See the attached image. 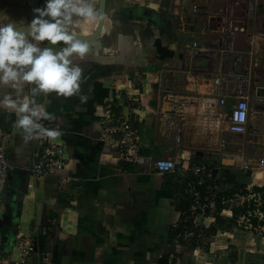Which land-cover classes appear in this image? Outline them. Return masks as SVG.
Here are the masks:
<instances>
[{
    "label": "crops",
    "instance_id": "obj_1",
    "mask_svg": "<svg viewBox=\"0 0 264 264\" xmlns=\"http://www.w3.org/2000/svg\"><path fill=\"white\" fill-rule=\"evenodd\" d=\"M93 2L98 9L99 0ZM39 4L0 0V24L29 25ZM225 4H217L215 13ZM242 8L235 12L233 27L243 30L228 38L234 51L215 60L193 47L208 35L211 40L201 42L202 48L226 39L215 21L211 33L198 35L187 28L183 12L171 0H108L101 35L87 42L89 51L73 61L83 70L80 95L86 100L55 93L37 97L55 116L43 121H54L62 133L49 138L66 149L67 165L58 175H32L39 139L25 142L14 127L13 110L0 103V133L10 136L11 170L0 225V256L7 264H159L165 247L169 264H264V237L230 223L233 210L220 212L222 225L215 215L217 195L234 187L226 181L229 175L246 190L264 187V168L255 174L243 168L247 160L255 165L264 159V96L256 93L264 88V13L260 10L252 19ZM79 23L73 31L81 36L92 35L98 26V21ZM158 43L174 56L161 58ZM219 72L231 82L229 95L241 79L248 88L255 81L248 131L239 136L242 152L229 151L231 142L224 136L238 135L217 123L220 94L213 79ZM8 94L14 96V90L0 87V101ZM131 97L143 100L133 118V156L118 140L105 145L100 129L106 107L112 103L118 114L127 115ZM231 101L229 96L225 108ZM182 155L186 166L193 157L213 166L218 188L211 182L204 200L198 187L205 184L198 179L153 168L158 159L180 161ZM136 156L145 161L138 163ZM260 175L263 180L255 181ZM190 200L192 221L185 220L184 230L173 233L182 223L177 208ZM50 224L57 227L56 234L41 235L22 263L17 240Z\"/></svg>",
    "mask_w": 264,
    "mask_h": 264
},
{
    "label": "built area",
    "instance_id": "obj_2",
    "mask_svg": "<svg viewBox=\"0 0 264 264\" xmlns=\"http://www.w3.org/2000/svg\"><path fill=\"white\" fill-rule=\"evenodd\" d=\"M226 4L221 7L211 18L219 26L216 31H220L225 38H221L215 43L214 48H202L201 44L197 41L193 42V47L199 49L201 53L209 56L212 59H218L221 56H227L230 52L234 51L232 43H229L228 38H234L237 30H243V28L233 27L235 23L234 15L240 11L243 12L242 6L247 7L244 12H248L250 18H254L256 13L260 10L264 13V2L261 0H222ZM46 0H40L38 7H43ZM194 11H198V4L195 3L192 6ZM255 10V11H254ZM236 12V13H235ZM241 12V13H242ZM214 83L218 88L219 110L217 117L219 125L224 124L226 132L231 135L242 136L248 131V120L250 114V103L248 96V81L241 79L233 86L232 95L227 93V89L230 86V81L225 78L222 72H219V76L214 77ZM260 89L257 88V95ZM229 96L233 99L227 108V100ZM141 97V95H140ZM143 106V100L140 98L131 97L128 99L127 108L129 112L127 115L118 114L115 110L114 104H109L103 114V120L101 122V139L105 145L119 141L122 147L127 150L129 156L135 154V131L133 130V118L134 113L137 110H141ZM46 128L58 129L60 127L54 121H42ZM9 141L10 136L6 133H0V225L3 220L5 205H6V190L9 183V173L11 170V163L9 159ZM226 144H222V147ZM66 149L63 145H57L49 142V138H40L38 140V149L34 157L33 167L31 169L32 175L35 177H47L50 175H58L67 165ZM242 152V149L240 150ZM138 163L145 161L143 156H136ZM184 156H181L180 161L172 159H158L153 163V168L162 173L177 172L180 177L185 178L192 176L198 179L200 184H206L207 182L214 183L215 186V172L213 166L204 160H200L197 157L190 159L191 163L187 166L183 163ZM171 164L170 168L162 170L158 163ZM244 170L250 171L255 174L264 168V159L257 161L253 165L249 160L244 164ZM217 185L215 189L217 190ZM225 208L223 211L234 210V208L245 207L247 209L244 213L239 215L236 219L235 226L238 229L259 235L264 237V200L263 195L253 192L251 188L247 189V193L235 194L233 197L223 201ZM214 207V204H211ZM57 232V227L54 224L39 225L32 236L21 237L17 240L16 246L21 250L22 263L27 262L31 255L35 251V246L38 242V238L41 235H48L53 237ZM0 264H7L6 260L0 256Z\"/></svg>",
    "mask_w": 264,
    "mask_h": 264
},
{
    "label": "clouds",
    "instance_id": "obj_3",
    "mask_svg": "<svg viewBox=\"0 0 264 264\" xmlns=\"http://www.w3.org/2000/svg\"><path fill=\"white\" fill-rule=\"evenodd\" d=\"M33 12L34 19L26 30L14 23L0 24V87H9L15 93L6 95L0 103L13 110L14 127L25 142L62 134L41 123L55 116L44 104L37 103V97L55 93L86 100L80 95L83 70L73 61L75 56L82 58L89 45L73 29L80 27L79 20L94 23L103 19L93 0H46ZM44 41L51 46L41 47L38 42ZM158 166L164 170L171 164L159 162Z\"/></svg>",
    "mask_w": 264,
    "mask_h": 264
},
{
    "label": "trees",
    "instance_id": "obj_4",
    "mask_svg": "<svg viewBox=\"0 0 264 264\" xmlns=\"http://www.w3.org/2000/svg\"><path fill=\"white\" fill-rule=\"evenodd\" d=\"M158 50H159V53L161 55V58H165V56L167 57H173L174 56V52L167 49L166 47H164L162 45V43H158ZM249 176H251V174L249 173ZM227 183H230V184H234V187L225 192L224 194H219L217 195L216 199H215V204H216V209H215V215H216V220H217V223L219 224H224V220L219 216L220 212L225 208L226 205L223 204V201L233 197L235 194H239V193H247V190H246V185L244 184H240V183H237L236 182V177L235 176H228L227 179H226ZM198 184V183H197ZM212 184L211 182H207L204 186L202 187H198V189L201 191L202 193V199L204 200L205 197L207 196L206 195V191L207 190V187L209 188L210 190V187L212 188ZM252 191L253 192H256V193H260L263 195V200H264V187L262 188H259V187H254L252 188ZM192 202L193 201H186L185 205L184 206H179L177 208V210L179 212H181V224H179L176 229L173 231V233H178L182 230H184V226L186 225V222L185 220L187 221V224H190V222L192 221V215H191V211L189 210V208L191 207L192 205ZM247 209V206L245 207H238V208H234L233 210V219L230 221V223H234L236 222V219L239 215H241L242 213H244ZM188 226V225H187ZM172 238V236H171ZM171 238L169 239V244H173L172 241H171ZM162 247H164V245H162ZM169 255H170V252L166 249L165 247V251H164V254H163V257L160 259L159 261V264H169Z\"/></svg>",
    "mask_w": 264,
    "mask_h": 264
},
{
    "label": "rangeland",
    "instance_id": "obj_5",
    "mask_svg": "<svg viewBox=\"0 0 264 264\" xmlns=\"http://www.w3.org/2000/svg\"><path fill=\"white\" fill-rule=\"evenodd\" d=\"M172 6H177L183 12V17L186 20V26L188 29L194 31L195 33H211L212 21L211 16L214 15L215 10L217 8V4L223 5V1L221 0H171ZM178 2V3H177ZM197 3L198 11H194L192 6ZM209 36V35H208ZM208 36L205 42H209L211 40L208 39ZM199 40V43L204 42ZM204 44V43H202ZM226 141L231 142L229 146V151L233 152L236 148H241L244 150V140L243 137L237 136H224ZM225 165H233V162H226ZM263 176V175H260Z\"/></svg>",
    "mask_w": 264,
    "mask_h": 264
},
{
    "label": "water",
    "instance_id": "obj_6",
    "mask_svg": "<svg viewBox=\"0 0 264 264\" xmlns=\"http://www.w3.org/2000/svg\"><path fill=\"white\" fill-rule=\"evenodd\" d=\"M107 4H108V0H99V2H98V10L102 14L103 19L98 21V26H97L96 31L92 35H89V36L78 35L85 42L94 41L95 39H97L101 35V30L103 28V25L105 22V17H106ZM26 26L27 25H23V26H20L18 28H24L26 30ZM259 92H262V93H261V95L258 94V96H264V89H260Z\"/></svg>",
    "mask_w": 264,
    "mask_h": 264
},
{
    "label": "flooded vegetation",
    "instance_id": "obj_7",
    "mask_svg": "<svg viewBox=\"0 0 264 264\" xmlns=\"http://www.w3.org/2000/svg\"><path fill=\"white\" fill-rule=\"evenodd\" d=\"M251 86L250 88H248V96L252 95V93L254 92L255 88H254V84H255V81L251 82ZM263 111H264V107H263Z\"/></svg>",
    "mask_w": 264,
    "mask_h": 264
},
{
    "label": "bare ground",
    "instance_id": "obj_8",
    "mask_svg": "<svg viewBox=\"0 0 264 264\" xmlns=\"http://www.w3.org/2000/svg\"><path fill=\"white\" fill-rule=\"evenodd\" d=\"M254 180H255V181H256V180H263V177H262V176H257ZM254 180H253V181H254Z\"/></svg>",
    "mask_w": 264,
    "mask_h": 264
}]
</instances>
